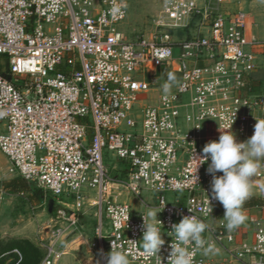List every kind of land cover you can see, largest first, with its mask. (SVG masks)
<instances>
[{
    "label": "built area",
    "instance_id": "obj_1",
    "mask_svg": "<svg viewBox=\"0 0 264 264\" xmlns=\"http://www.w3.org/2000/svg\"><path fill=\"white\" fill-rule=\"evenodd\" d=\"M225 3L165 0L153 28L130 39L121 28L125 0H0V151L45 194L69 198L75 211L96 207L104 262L113 245L130 264H157L140 241L146 212L122 200L143 202L147 190L162 209V264L171 225L191 215L230 257L264 264V219L251 215L252 240L238 241L239 228L229 231L215 214L210 159L193 160L234 117L237 142L264 120V93L247 80L264 65V39L247 10ZM115 5H126L123 15L111 14ZM194 21V33L177 34ZM169 72L177 83L165 95ZM204 253L195 264H207ZM59 256L48 245L43 264Z\"/></svg>",
    "mask_w": 264,
    "mask_h": 264
},
{
    "label": "rangeland",
    "instance_id": "obj_2",
    "mask_svg": "<svg viewBox=\"0 0 264 264\" xmlns=\"http://www.w3.org/2000/svg\"><path fill=\"white\" fill-rule=\"evenodd\" d=\"M164 1L125 0L127 17L121 28L127 38L133 39L139 32L148 33L154 19L161 14ZM251 1L263 13L260 17L263 24L264 0ZM197 28L194 21L177 34L190 35ZM106 161L115 163L109 158ZM120 173L113 168V176L121 177ZM16 176L0 151V264H43L48 245H53L60 254L54 264H106L95 231L96 207L85 204L75 211L69 198L58 199L47 194L30 201L28 195L37 189L34 184L28 194L6 192L2 182Z\"/></svg>",
    "mask_w": 264,
    "mask_h": 264
},
{
    "label": "clouds",
    "instance_id": "obj_3",
    "mask_svg": "<svg viewBox=\"0 0 264 264\" xmlns=\"http://www.w3.org/2000/svg\"><path fill=\"white\" fill-rule=\"evenodd\" d=\"M122 7L126 5L113 6L110 9L111 14L114 17L123 15ZM176 83L175 74L167 73L166 82L162 85L163 93L165 95L170 93ZM234 119L224 129L219 128L221 134L218 141L206 143L201 156L194 159V147L192 152V158L197 160L198 164H203L209 159L211 161L207 168L208 173L212 175L211 199L219 201L223 206V220L229 231L245 222L243 205L252 194L253 177L264 163V120H256L254 132L250 138L237 142L235 134L230 131ZM217 172L222 175H216ZM206 203L210 216L212 208L208 196ZM161 210L155 207L148 208L146 214L142 215L144 231L140 240L145 255L156 257L157 264H162L158 253L165 244L162 238L163 226L157 219V214ZM208 227V224L195 215L184 216L178 223L172 224L170 231L172 241L169 245L167 264H195V254L198 250L212 251L211 247H206L208 242L204 237ZM106 264H130V261L125 252L114 250L112 245L111 251L106 254Z\"/></svg>",
    "mask_w": 264,
    "mask_h": 264
},
{
    "label": "crops",
    "instance_id": "obj_4",
    "mask_svg": "<svg viewBox=\"0 0 264 264\" xmlns=\"http://www.w3.org/2000/svg\"><path fill=\"white\" fill-rule=\"evenodd\" d=\"M225 2L227 10H235L238 8L247 10L250 14V20L252 22V31L256 34V36L264 39V23L262 24L260 21L262 12L256 9L257 3L253 4L251 0H225ZM247 80L252 93H264V65L253 69L249 73ZM260 171H262L263 176L258 175ZM258 173L253 177L252 195H256L264 199V169L261 168ZM143 195V202L131 196H124L122 200L129 202L138 211L147 212L148 208L153 207L155 200L152 193L147 190L144 191ZM168 197L169 199H172L173 195L170 194ZM243 212L246 216V220L238 227L240 234L237 237V240L242 243L252 240V227L249 222V217L254 215L264 219V205L245 208L243 209ZM207 239L208 243L206 247H211L212 249V251L204 253L207 264H248L246 260L235 259L226 254L224 248L217 244L211 236Z\"/></svg>",
    "mask_w": 264,
    "mask_h": 264
},
{
    "label": "trees",
    "instance_id": "obj_5",
    "mask_svg": "<svg viewBox=\"0 0 264 264\" xmlns=\"http://www.w3.org/2000/svg\"><path fill=\"white\" fill-rule=\"evenodd\" d=\"M208 143V142H207ZM31 182L25 180L24 178L20 176H16L12 179L5 180L2 182V186L4 187L5 191L8 193H26L31 190ZM44 191L37 187V189L33 190V193L31 196L28 195V199L32 201L33 197L41 199L44 196ZM264 205V199L261 197H258L256 195L250 196V198L245 202L243 205V209L250 208L254 206H262ZM215 214L218 217H223L224 215V208L220 203H217L215 207Z\"/></svg>",
    "mask_w": 264,
    "mask_h": 264
},
{
    "label": "water",
    "instance_id": "obj_6",
    "mask_svg": "<svg viewBox=\"0 0 264 264\" xmlns=\"http://www.w3.org/2000/svg\"><path fill=\"white\" fill-rule=\"evenodd\" d=\"M52 203H53V201L51 200V201H50V204H52Z\"/></svg>",
    "mask_w": 264,
    "mask_h": 264
}]
</instances>
